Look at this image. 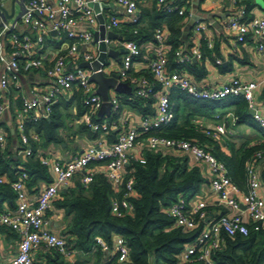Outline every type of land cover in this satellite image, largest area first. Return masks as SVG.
I'll return each instance as SVG.
<instances>
[{"label": "built area", "instance_id": "obj_1", "mask_svg": "<svg viewBox=\"0 0 264 264\" xmlns=\"http://www.w3.org/2000/svg\"><path fill=\"white\" fill-rule=\"evenodd\" d=\"M93 4L97 5V11L92 7ZM113 4L123 9L132 25L138 24L137 4L134 0H26L20 19L23 25L34 32L33 38L29 35L15 33V25H10L4 19L0 20V117L9 109L6 93L10 85L19 89V79L23 72L44 68V60L38 54L45 38L54 33L55 36L64 37L68 41V49L59 55L45 71L47 77L53 80V87L45 92L31 91L30 98L25 96L20 98V107L15 118L23 156L28 158L34 155L31 140L36 141L37 139L36 135L26 130V123L37 124L48 120L63 91L77 86L81 90L84 107L92 113L101 108L103 101L89 80L93 72L78 66L73 68L71 63L74 60L88 63L97 60L98 51L95 49L94 53H91L87 51V48L91 45L97 47L94 33L100 26L98 17H103L104 6L110 7ZM157 5L166 13L176 12L179 16L184 14L182 8L169 0H157ZM245 15V9L240 8L237 15L228 21L226 29L236 34L239 39L246 34H251L252 38L258 42V50L264 54V16L246 20ZM81 24L83 29L80 28ZM104 26L106 31L112 30L119 26V21L116 17H111L109 21L104 19ZM204 31L206 27L203 24L199 23L195 26L196 34ZM135 33L136 31L133 32ZM153 38L163 46L165 42L163 29L157 28ZM103 42L108 49L110 41L105 38ZM208 47H211L209 43ZM123 48L122 67L117 72L120 81L133 84L136 97L144 100L154 94L155 84L163 90L156 99L155 117L143 119L139 132L136 130L119 131L116 140L108 146L100 144L89 146L79 155H73L63 162L51 164L54 182L42 189L35 203H30L25 192V180L27 179L25 171H19L17 179L10 183L5 175L0 174V185L9 183L16 199L14 212L7 211L0 214V225L9 228L19 237L16 256L0 264H33L32 253L41 246L70 260L72 251L67 249L66 241L46 228L45 213L61 189L67 186L75 175H81L83 187L92 183L94 174L88 170L95 164L103 163L107 180L118 188L123 180L124 167L129 162V152L136 146H146L152 151L164 148L188 153L195 162L206 167L209 185L216 193L219 204L231 212V215H221L216 220L206 223L204 203L193 205L179 197L168 208L167 214L178 228L193 230L199 222L204 224L201 235L192 245L185 248L182 255L183 262L215 264L211 260V254L220 247L223 235L247 236L249 227H252L255 232L264 231V198L261 194L262 185L255 165L256 161L264 159V148L257 151L253 156V161L247 165V186L243 193L229 179L225 166L200 144L187 140H168L151 134L173 120L174 113L166 91L175 88L192 99L201 101L215 102L227 97L242 96L248 104V109L254 111L252 119L264 138V112L257 109L255 101L256 92L264 88V74L258 81L242 82L233 79L220 88L200 90L184 74L169 72L168 55L160 51L149 66L154 84L144 78L130 77L129 69L139 54L138 44L135 41H127ZM200 59L201 53L198 49L187 53L178 50L174 53V62L178 66L189 65L194 60ZM110 102L112 110L116 112L118 97L113 96ZM86 121L93 132L108 130V123H94L89 119ZM235 122L234 116L228 114L214 130L206 129L205 134L217 141L227 133V125L234 127ZM144 134L150 135L139 141L138 138ZM3 142L4 137L0 135V146ZM40 163L43 166L50 164L46 159H41ZM125 187L127 190L125 196H131L133 194L132 182H127ZM111 211L115 216L121 217L131 212V206L125 199H122L112 203ZM95 245L103 251H108L110 248L98 237L95 238ZM112 248L117 256V264H122L127 260L128 248L123 237L117 236Z\"/></svg>", "mask_w": 264, "mask_h": 264}, {"label": "crops", "instance_id": "obj_2", "mask_svg": "<svg viewBox=\"0 0 264 264\" xmlns=\"http://www.w3.org/2000/svg\"><path fill=\"white\" fill-rule=\"evenodd\" d=\"M169 1L182 8L184 14H186L184 20L185 25L182 30L183 45L181 46V50L187 53L194 49H198L201 53V42L206 44L208 50H215L210 57H206L204 60L202 59L201 54L200 60H194L189 65H179V70H169L168 66L169 72H180L184 74L189 81L200 90L220 88L233 79H238L242 82L261 80L264 74V54L258 50V42L252 38L251 34H246L239 39L236 34L230 33L226 29L228 21L233 16L237 15L240 8L245 9L246 20L263 17L264 8L261 9L258 7L255 4V0H237L236 2L233 0ZM25 2L26 0H11L9 8H5L0 4V20L4 19L10 25H15V33L19 35H29L33 38L34 32L30 30L29 27L23 25L20 19L24 12ZM136 2L139 27H146L147 20L141 22V11L146 10L152 15L154 11L159 9L158 5L155 0H138ZM111 17H116L118 19L119 26L115 29L106 31L112 32L115 36L110 40L108 49L119 52L122 49L124 50L123 45L127 41H130L127 40L130 32L125 27H129L132 24L123 9L114 4L103 11V19L109 21ZM191 20L195 21L194 25L187 32L185 38H183L184 28ZM199 23L206 27V31L196 34L195 26ZM80 28L83 29L82 24ZM159 28H162L164 31L165 42L163 46L159 45L154 40V33L151 38L138 45L139 54L133 60L131 68L129 69L130 77L144 78L148 82L151 81V83L155 84L149 71V66L160 51H164L165 53L168 52V48L165 44L168 37V30L165 26ZM208 43L211 47H208ZM66 49H68V41L64 37H58L54 34L46 37L41 51L38 54V56L44 60V68L30 72H23L19 79V89L11 84L6 93L9 109L0 117V135L4 137V142L2 146H0V150L5 151V153L12 156L16 161L19 160L24 163L26 160V157L22 154L19 133L17 130V120L15 118L20 107V98L22 96L30 98L31 91L45 92L53 87V80L47 77L45 72L46 68L50 66L59 55L66 51ZM95 49L98 51V48L95 45H91L87 48V51L94 53ZM123 54H119V62L111 58L108 59V66L104 69L106 75L109 76L111 73L117 74L122 67ZM81 62L82 61L80 60H74L72 61L71 66L73 68L76 66L79 67ZM195 64H197L196 67L192 68L191 66ZM201 69H203V71H201ZM191 70H194L197 73L199 72L198 76L191 73ZM146 75L149 76V78H147ZM125 83L129 84L131 94L115 95L111 91V98L117 96L119 99L118 109L116 112L111 109L110 114L108 116L104 115L103 117L98 116V111L92 113L84 107L82 103L83 98L80 97L82 96L81 90L77 86H73L68 91H63L59 95L58 102L53 107L54 114L56 117L58 116V122L60 123V127L57 131V137L61 140L60 143L44 144L43 138L37 134L33 128H28L29 126L36 124L26 123V130L37 137L36 141L31 140V143L34 146L33 157L39 162L41 159H46L50 162L49 166L44 167L48 169L51 178L50 183L39 181L35 186H31L28 184L29 181L27 175V179L25 180V192L30 203H35L42 189L54 182V174L51 170V164L55 162H63L73 155H79L89 146L98 144L101 146H108L116 140L119 131L136 130L139 132L140 124L143 119L155 117L156 99L158 95L163 92L161 87L158 84H155L154 94L152 95L154 96L155 102L151 104L140 100L136 102L135 99L137 97L134 91L135 86L128 81ZM93 86L96 90V85L93 84ZM171 91L183 93L182 91L173 88L166 91L168 96L171 94ZM259 92L260 90L255 94L256 106L257 109L264 112V101L259 100ZM181 106H183V103H181ZM144 111L146 112V115L142 114ZM228 114H232L231 108H216L213 111L198 114L199 117L194 118V120L200 127L214 130ZM85 117L94 123H108V130L106 132H93L89 129ZM96 119H100L101 121L98 122ZM83 127L85 129H83ZM220 140L232 144L235 150L241 146L249 147L264 142L262 133L255 126L253 119L247 123L236 124L234 127L227 125V133L225 136H222ZM143 148L144 147L136 146L131 152H129V160L138 159ZM225 149L227 150L226 147ZM186 154L191 158V163L193 165H197L201 168L203 177L206 179L201 188L200 194L190 203L193 205L204 203L206 205V223L216 220L221 215H231V212L227 208L219 204L216 193L211 189L208 182V172L206 167L195 162L188 153ZM14 169L16 170V177L19 171H25L21 165L16 168L11 167V170ZM88 171L92 172L94 176L104 173L103 165L95 164L91 166ZM5 176L8 177L7 174H5ZM79 184H82L81 175H75L69 184L61 189L57 197L67 192L76 194L77 186ZM261 194L264 198L263 188L261 189ZM15 209L16 199H14V203L11 207L4 204L0 214L7 211L14 212ZM45 219L47 221L46 228L51 233L61 236L68 220L65 219L64 212L57 209L53 205V202L49 210L45 213ZM2 227L3 228L0 229L1 263L8 262L16 256L19 242V237L16 233L7 227ZM116 237L117 236L112 237V244L108 251H103L98 246L93 245L91 253L85 254L73 250L71 259L66 260L63 258V260L70 264H98L96 263L95 254L99 251L102 254L100 260L101 263H104V261H110L116 257L115 251L112 248ZM48 252L49 249L44 246L33 251L32 257L34 263L45 264L48 258Z\"/></svg>", "mask_w": 264, "mask_h": 264}, {"label": "trees", "instance_id": "obj_3", "mask_svg": "<svg viewBox=\"0 0 264 264\" xmlns=\"http://www.w3.org/2000/svg\"><path fill=\"white\" fill-rule=\"evenodd\" d=\"M155 1L157 3V0ZM140 15L141 22L147 20L146 27L140 28L139 24L125 27L130 32L127 40L135 41L140 45L151 38L157 28L165 26L168 30L165 44L168 48L169 70H179V66L174 62V53L181 50L183 45L182 30L186 14L179 16L176 12L166 13L158 9L152 15L142 10ZM134 31H136L135 34H133ZM200 51L203 60L215 52V50H208L203 42L200 43ZM196 65L191 67L195 68ZM191 73L198 76L199 72L191 70ZM146 77L149 78L147 75ZM170 93L169 101L174 118L168 125L161 126L151 134L168 140H187L200 144L225 166L229 179L244 193L247 186V165L253 161L254 154L264 148V142L249 147L241 146L235 150L232 144L221 141V138L216 141L207 136L206 129L197 125L194 118L199 117L198 114L226 107L232 109L235 124L247 123L252 117L248 113V104L245 99L237 96L210 102L194 100L178 91ZM139 100L151 104L155 102L154 96L146 100L135 99L136 102ZM259 100L264 101V88L259 92ZM142 114L146 115V112ZM58 121L53 108L48 120L28 128H33L43 138L44 144H57L61 142L57 137L60 127ZM96 121L101 120L96 119ZM149 135L144 134L138 139L144 140ZM143 147L139 158L129 160L124 167L123 180L118 188L107 180L104 173H100L94 176L92 183L87 187L79 184L76 194L67 192L53 200V205L62 210L65 219L68 220L65 230L59 237L66 241L69 251L91 253L95 238H101L111 246L112 237L121 236L128 248L127 260L122 264H187L182 260L183 252L201 235L204 224L199 222L195 229L183 230L175 226L167 210L179 197L187 202L194 200L200 194L206 179L203 177L201 168L193 165L191 158L185 152L164 148L152 151L146 146ZM98 164L103 165V163ZM19 165L25 169L29 185L35 186L39 181L51 182L48 169L33 156L26 157L22 163L0 150V174H7L9 183L17 178L16 170H11V167L16 168ZM255 165L264 189V159L256 161ZM129 181L132 182L133 194L126 197L125 185ZM9 183L0 185V212L4 204L11 207L14 203L15 194ZM122 199L129 203L131 212L117 217L112 213L111 205L114 201ZM2 228L0 226V229ZM222 238L220 247L211 254V260L215 264H264L263 230L255 232L252 227H249L247 236L223 235ZM101 255L99 251L96 252V263L117 264V256L101 263ZM33 264L37 263L33 261ZM45 264L70 263L53 250H49Z\"/></svg>", "mask_w": 264, "mask_h": 264}, {"label": "water", "instance_id": "obj_4", "mask_svg": "<svg viewBox=\"0 0 264 264\" xmlns=\"http://www.w3.org/2000/svg\"><path fill=\"white\" fill-rule=\"evenodd\" d=\"M92 7L95 11L98 10L97 5L93 4ZM104 9H108V6H104ZM195 19V18H194ZM99 20V29L97 32L94 33V41L97 43L98 48V57L97 60L88 63V62H81L79 64V68L82 69H89L93 73L91 74L89 80L92 84L96 85V93L100 96L103 104L101 108L98 110V116L103 117L104 115L108 116L112 109V104L110 102L111 99V91L115 95H127L131 94V88L128 83L121 82L119 79L118 74L111 73V75H106L104 70L108 66V59L111 58L117 62H119V54L124 53V50H120L119 52L113 51L111 49H107L106 44L103 40L106 38L108 41L113 39L115 36L112 32H106L104 26V19L102 16L98 17ZM194 20H191L189 24L184 28L183 31V38L187 35V32L191 29L194 25ZM54 33H52L53 35ZM101 70L100 72H96ZM249 115H253L254 111L249 110Z\"/></svg>", "mask_w": 264, "mask_h": 264}, {"label": "rangeland", "instance_id": "obj_5", "mask_svg": "<svg viewBox=\"0 0 264 264\" xmlns=\"http://www.w3.org/2000/svg\"><path fill=\"white\" fill-rule=\"evenodd\" d=\"M0 4H2L3 7H5V8H6V7L9 8L10 5H11V0H0ZM255 4H256L258 7H260L261 9L264 8V2H263V0H255Z\"/></svg>", "mask_w": 264, "mask_h": 264}]
</instances>
